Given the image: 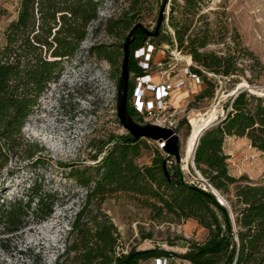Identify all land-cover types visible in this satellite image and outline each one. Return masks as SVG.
<instances>
[{
  "label": "trees",
  "instance_id": "1",
  "mask_svg": "<svg viewBox=\"0 0 264 264\" xmlns=\"http://www.w3.org/2000/svg\"><path fill=\"white\" fill-rule=\"evenodd\" d=\"M203 1L172 0L169 17L174 32L169 38V47L185 54L184 58L192 62L191 71L205 82L197 101L213 98L217 90L218 83L207 75L225 78L235 86L244 73L240 65L243 49L239 36L220 51L208 50L209 46L219 43L209 23H198L203 18L200 15ZM97 19L95 0H19L17 18L5 31V44L0 45V174L10 155H20L23 151L22 129L26 120L50 83L59 79L64 64L79 51L88 27ZM164 23L165 18L157 35H154L157 26L152 31L140 25L121 27V30L130 29L128 36L140 26L129 40L128 118L133 124H141L132 106L135 78L151 74L135 59V52L152 40L156 44H148L156 49L163 47L167 42L163 38ZM118 28L110 27L109 33ZM127 36L120 47L123 50L121 68ZM97 54L113 66L118 65L115 52L100 49ZM120 80L121 74L115 80L117 110ZM224 111V117L200 137L194 163L226 198L229 208L222 206L212 193L182 185L173 155L165 157L151 146L154 153L151 164H140L142 150L148 149L147 143L152 139H137L130 133L110 135L103 142L98 154H102L101 160L95 167L62 165L66 175L85 188L86 201L75 215L64 251L55 264H127L135 252L124 254L120 250L119 232L101 209L107 198L118 193L127 194L150 209L153 219L178 223L194 220L205 229L209 237L202 245L180 238L191 247L183 260L188 261L190 256L206 250L188 261L190 264H264V182H252L246 175H231L230 157L224 148L229 138H246L253 149L264 153V95L238 90L225 103ZM29 158H34V154ZM0 183L3 187V182ZM56 197V192L44 191L37 183L26 187L22 197L7 199L0 194L1 235L13 236L23 231L29 226L31 216L38 224L46 221L53 213ZM228 228L232 230L230 236H227ZM151 257H134L129 264Z\"/></svg>",
  "mask_w": 264,
  "mask_h": 264
},
{
  "label": "rangeland",
  "instance_id": "2",
  "mask_svg": "<svg viewBox=\"0 0 264 264\" xmlns=\"http://www.w3.org/2000/svg\"><path fill=\"white\" fill-rule=\"evenodd\" d=\"M95 1L98 2V19L90 24L79 51L64 64L59 79L50 83L26 120L22 129L23 151L20 155H10L0 174V182L4 185L2 187L0 183V194L4 198L22 197L26 187L37 183L44 191L56 192L57 202L52 215L42 223L38 224L31 216L29 226L13 236L3 237L0 229V264L56 263L64 251L75 215L86 201L85 188L68 177L62 165L95 167L101 160L102 154H98L103 142L110 135L128 134L119 120L116 97L115 80L120 77L123 59L120 47L130 30H121V27L141 25L152 31L164 9L162 29L167 42L153 53L152 79L173 83L184 77L183 69L188 64L185 54L177 60L171 59L170 55L173 49L169 47V38L174 34L169 25L172 0ZM18 7L19 0H0V45L5 44V31L17 18ZM200 15L203 18L198 23H209L219 43L209 46V51H220L239 36L243 49L240 65L244 73L235 86L225 78L207 75L218 83L213 98L197 101V95L205 87L203 80H189L193 87H188V93H181L184 88L171 97L172 109L167 116H172L181 141L183 165L188 164V138L200 119L212 122L210 126L224 117L225 103L238 90L264 95V0H204ZM115 25L120 29L110 34L109 28ZM148 43L156 44L154 40ZM100 49L115 52L118 65L113 66L104 56L98 55ZM188 120L192 121V126ZM147 144L148 149L142 150L138 160L140 164H151L154 158L152 145ZM224 148L230 157L231 175H246L252 182H264V153L253 149L246 138H229ZM32 153L34 158L30 159ZM40 157L43 158L41 162ZM217 193L229 208L226 198ZM101 209L115 224L120 237L119 247L124 254L165 250L185 256L191 247L180 238L202 245L209 237L205 229L190 227L189 222H194L189 220L178 223L153 219L150 209L124 193L107 198ZM156 257L160 256L141 259L137 264H145Z\"/></svg>",
  "mask_w": 264,
  "mask_h": 264
},
{
  "label": "built area",
  "instance_id": "3",
  "mask_svg": "<svg viewBox=\"0 0 264 264\" xmlns=\"http://www.w3.org/2000/svg\"><path fill=\"white\" fill-rule=\"evenodd\" d=\"M156 48L147 43L143 49L135 52L140 60V65L147 71H152L151 59ZM171 59L177 60L181 53L174 48L171 52ZM192 64H186L183 69V78L173 83L154 82L152 74L135 78V91L132 98V106L137 113V120L141 126L151 125L159 126L175 131V124L171 120L172 116H167L172 109L170 99L173 94L186 87L187 81H201V78L191 71ZM163 73V72H162ZM164 76V75H163ZM192 126V121H189ZM176 133V131H175ZM177 134V133H176ZM149 143L163 153V156L169 157L171 154L166 152L167 140L149 141ZM181 172L184 181L193 187H197L205 192L214 193L215 189L208 179H206L196 168L194 157L191 162V168L188 164H181ZM215 194V193H214ZM145 264H190L188 261L172 257H156Z\"/></svg>",
  "mask_w": 264,
  "mask_h": 264
},
{
  "label": "water",
  "instance_id": "4",
  "mask_svg": "<svg viewBox=\"0 0 264 264\" xmlns=\"http://www.w3.org/2000/svg\"><path fill=\"white\" fill-rule=\"evenodd\" d=\"M164 9L161 12V15L159 17V22L156 27V32L154 35H157L159 28L162 24L163 21V14ZM141 26V25H140ZM138 26V27H140ZM138 27L134 28L129 35L127 36L126 43L124 45V61H123V66H122V72H121V80L119 83V100H118V116L119 120L123 126V128L130 133L133 137L135 138H143V139H152L153 141H158V140H167V147H166V152L175 156L177 159V164H178V169L180 171V182L182 185L185 186H190L188 185L183 178V174L181 172V163H182V158L180 154L181 150V141L179 136L175 133L174 130L159 127V126H151V125H146V126H141L138 124H133L130 123L129 118H128V90H129V58H130V52H129V40L134 32V30L138 29ZM151 36V32L147 33V37ZM203 129V132L208 128ZM202 132V134H203ZM201 134V136H202ZM200 136V137H201ZM199 137V140H200ZM199 140L197 142L196 148L198 146ZM196 148L194 151V158H195V152ZM216 190V189H215ZM217 191V190H216ZM218 192V191H217ZM213 195L217 198L216 194L213 193ZM218 202L226 207L220 199H218ZM227 208V207H226ZM232 219H234L233 213H231ZM231 228H228L227 230V236H230L231 234ZM215 246V245H214ZM206 250H201L198 253H203ZM198 253H195L193 256H190L187 260L191 261L193 257L197 256ZM165 256V257H172V258H178V259H184L183 256L174 253V252H169L165 250H148V251H142V252H137L133 253L130 256V259H128L127 264L130 263L131 258H139L142 256Z\"/></svg>",
  "mask_w": 264,
  "mask_h": 264
},
{
  "label": "bare ground",
  "instance_id": "5",
  "mask_svg": "<svg viewBox=\"0 0 264 264\" xmlns=\"http://www.w3.org/2000/svg\"><path fill=\"white\" fill-rule=\"evenodd\" d=\"M187 62H188V64H192V62L190 60H187ZM182 89H184V88H182ZM211 117H209V118L211 119ZM210 123H212V122L208 121L205 118L204 119H200L196 124L194 123L195 125H194V128H193V131H192L190 137L188 138L187 145H186V155H187L188 165H189L190 161L193 159L194 151H195L197 142L199 140V137L201 136V134L203 132V129L206 128ZM213 192L221 200V202H223L222 198H220V196L218 195L217 191H215L213 189Z\"/></svg>",
  "mask_w": 264,
  "mask_h": 264
},
{
  "label": "crops",
  "instance_id": "6",
  "mask_svg": "<svg viewBox=\"0 0 264 264\" xmlns=\"http://www.w3.org/2000/svg\"><path fill=\"white\" fill-rule=\"evenodd\" d=\"M192 82H195V81H192ZM201 83H202V82H201ZM191 86H192L191 82L187 81V83H186V87H185L184 90L181 91V93H184V92H185L184 94H186V92L188 93V87H191ZM192 87H193V86H192ZM175 93H176V92H175ZM189 221L194 222V223H192V224H191V222H189V226H190V227H194V226L197 227V226H199L198 223H197L196 221H194V220H189ZM150 260H151V259H150Z\"/></svg>",
  "mask_w": 264,
  "mask_h": 264
}]
</instances>
